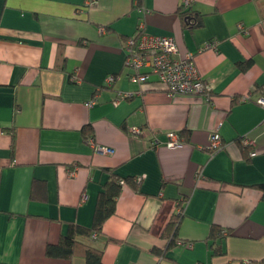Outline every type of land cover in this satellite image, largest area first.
I'll use <instances>...</instances> for the list:
<instances>
[{
  "label": "crops",
  "instance_id": "obj_1",
  "mask_svg": "<svg viewBox=\"0 0 264 264\" xmlns=\"http://www.w3.org/2000/svg\"><path fill=\"white\" fill-rule=\"evenodd\" d=\"M181 3L0 0V264H85L45 249L91 227L110 173L123 181L115 213L99 239H78L113 240L101 264H264V0H193L185 19ZM141 23L193 55L209 101L128 81L123 44ZM121 91L134 94L113 103ZM172 132L181 147H150Z\"/></svg>",
  "mask_w": 264,
  "mask_h": 264
},
{
  "label": "built area",
  "instance_id": "obj_2",
  "mask_svg": "<svg viewBox=\"0 0 264 264\" xmlns=\"http://www.w3.org/2000/svg\"><path fill=\"white\" fill-rule=\"evenodd\" d=\"M193 0H182L181 7L183 10H189ZM143 15L147 14L146 9H140ZM240 31L245 29L238 25ZM206 49H216L215 42H210L206 45ZM125 54L124 68L127 71V79L130 83L136 85H146L151 82V77L155 78V83L159 84L164 91L169 95H203L206 100L210 99V87L199 76L197 68L194 64L192 54L186 53L183 56L179 55V49L176 41L171 36L149 34L144 30V25L141 23L133 37L127 39L123 44ZM114 82L113 76H108L105 79V84L110 86ZM132 92H117L115 99L116 103L120 99H125L133 96ZM249 100V97L242 99ZM254 103L259 107L264 108V95H260ZM96 104V99L85 103L87 107H92ZM132 135L138 136L142 133V129L134 127L130 130ZM92 144V139H89ZM244 143H249L244 141ZM183 144L182 138L178 133H167L166 140L161 142L159 138L154 136L150 141V147L165 146L170 149L181 147ZM222 141L219 134L214 133L210 136L208 149L212 152L220 150ZM94 151L100 154L110 155L113 150L104 146H93ZM254 156L251 154L250 157ZM123 181H119L122 184ZM225 235V231H221ZM95 234L93 235V237ZM177 244H181L178 242Z\"/></svg>",
  "mask_w": 264,
  "mask_h": 264
},
{
  "label": "trees",
  "instance_id": "obj_3",
  "mask_svg": "<svg viewBox=\"0 0 264 264\" xmlns=\"http://www.w3.org/2000/svg\"><path fill=\"white\" fill-rule=\"evenodd\" d=\"M137 3L139 4L140 0H137ZM186 12L187 11L183 10V19H185ZM188 15L189 16L186 17V21L191 17L190 13ZM249 66L250 61H245L239 65L241 70H245ZM119 181L120 178H118L113 173H110L109 182L103 187L102 191L97 197L91 227L84 228L76 224H70L66 235L60 237V240L56 245H48L46 247L45 255L47 257L69 259L74 255H81L84 259L85 264H101L103 247L108 242H111L113 240L105 239L103 240V242H101V247L95 248L81 243L78 239L97 240L101 237L104 222L115 213V202L121 187ZM135 186L137 185L135 184ZM258 188L263 192L264 195V184L259 185ZM177 221L178 217H173L170 221V223L174 227H171V233L168 234L169 246H173V244L175 243V225ZM94 234L95 236L93 237ZM227 234L228 233L226 232V235ZM216 235H219L220 237L224 236L222 235L220 230H216ZM153 252L155 254H161L159 250H153ZM218 252H221L220 247L216 246L214 253Z\"/></svg>",
  "mask_w": 264,
  "mask_h": 264
}]
</instances>
